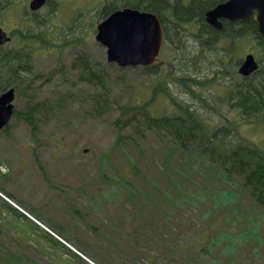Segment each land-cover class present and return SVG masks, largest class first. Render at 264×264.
I'll return each mask as SVG.
<instances>
[{
  "label": "trees",
  "instance_id": "16d2710c",
  "mask_svg": "<svg viewBox=\"0 0 264 264\" xmlns=\"http://www.w3.org/2000/svg\"><path fill=\"white\" fill-rule=\"evenodd\" d=\"M2 1L4 0H0V3ZM15 1L7 0L6 8L10 9ZM223 1L225 0H117L105 7L104 17L115 8L124 6L158 15L166 45L172 53L169 68L158 69L156 64L153 68H141L146 76L150 75L154 80L157 76L161 78L160 81H154L158 84L154 96L158 93L167 94L176 105L173 104L174 112H165L159 116L153 114L148 107L150 100L143 104L141 96L138 95V101L134 98L130 104L119 106L120 116L115 122H123V125L131 123L133 127V135L124 136L119 130L114 146L124 150L132 173L137 175L141 182L132 181L117 171L114 176L103 172V178H108L113 183L111 190L114 195L123 197L126 194L124 200L126 208L130 209V215H139L137 221L132 222V231L140 233L136 235L138 239L135 238L138 241H143L144 238L140 235H147L149 230L153 233L161 232L159 229L164 231L166 222L181 204L195 205L201 217L211 216L217 210L220 212L221 207L224 208L221 211L224 218L228 219L226 211L234 212L241 196H247L250 200L249 208H260L264 212V148L238 130V124L264 117V35L259 33L258 24L252 17L243 21L223 19L221 29L209 25L205 21V12ZM23 26V30L15 29L12 32V35H16L13 43L0 47V94L10 87H15L16 96L23 98V107L16 106L12 121L0 132L4 131L8 135L13 119H18L25 122L32 136H36L46 119L55 116L57 110L64 111L68 106L75 107V102L78 107L87 104L94 117L108 114L113 107L110 103H114L116 99H111L110 96L119 85L121 90L127 88V82L119 75L110 79L105 67L102 68L101 63L89 54L79 55L73 60L71 71H75V74L69 75L63 70L65 66L61 65L45 75L46 78L42 82L50 83L51 78L57 76L59 87L66 92L54 100L49 96L44 99L38 97L42 85L33 87V84L44 74L35 69V51L40 48L49 50L53 46L63 50L66 45L76 43L72 39L63 41L62 44L57 42L53 36L47 34L37 19L33 26L29 27L27 22H24ZM247 43V51L256 56L260 67L251 75L243 76L235 67L241 59L240 56L244 54L243 48ZM206 57H210L214 73H220L226 79V86L229 87L224 95L227 108L231 112H237L241 121L224 116L223 121L213 124L212 115L208 116V121L203 119L197 106L192 107L185 102H178V105L175 103L177 98L168 88L169 81L180 85L185 92L193 95L198 92L199 95L195 98L197 101H205L211 112L216 109L201 91L206 85L216 83V78L212 76L210 79L201 80L193 77V68L201 58L204 60ZM58 63L61 64V61ZM118 69L122 71L125 68ZM195 87L200 90L197 91ZM127 90L132 89L129 86ZM84 91L88 92L87 96ZM70 98H73V101L68 102ZM124 116L128 118L124 119ZM147 131L164 136L166 143L160 154H155V161L160 168L154 174L144 172L141 166L149 157L144 147L146 142L142 143L143 135ZM34 140L36 141L35 138ZM106 154L101 155L102 159L107 158ZM36 159L41 165L38 155ZM0 190L3 191L1 186ZM7 195L15 199L13 194ZM103 195L108 194L104 191ZM109 197L113 198V195ZM2 200L1 208L7 211L8 207L9 214L13 211L15 215L31 223L33 228L41 233V239L61 249L66 256L74 255L82 260L50 231L38 223L34 224V220L9 200ZM261 218H264V215L261 214ZM57 225L61 228L60 224ZM219 228V233L208 238L203 245L195 238L180 237L172 240L174 247L178 245L176 248H182L171 249L172 261L182 260L180 264H220V254H228L231 250V261L227 264H242L236 255L238 247L244 245L249 236L254 237L258 233H253L254 229L229 230L224 226ZM57 231L61 233L60 230ZM148 237L150 236L145 239ZM159 238L169 240L164 236ZM152 239L151 237L148 240ZM181 239H185L182 245L177 243ZM118 242L114 241V244L117 245ZM128 242L136 245L134 239ZM214 251H217L219 256H216ZM28 260L33 264V260ZM100 263L103 264L101 261Z\"/></svg>",
  "mask_w": 264,
  "mask_h": 264
},
{
  "label": "rangeland",
  "instance_id": "374dc122",
  "mask_svg": "<svg viewBox=\"0 0 264 264\" xmlns=\"http://www.w3.org/2000/svg\"><path fill=\"white\" fill-rule=\"evenodd\" d=\"M112 1L117 0H78L76 5H87L85 15L78 17H74L73 9L62 3L65 5L63 9H68L60 11L59 19L55 16L59 7L54 2L51 13L48 11L47 15L44 14L48 7L37 17L42 28L57 42L62 44L63 41L72 39L76 43L66 45L63 50L53 46L54 49L40 48L35 51V69L44 74L33 84V87L42 85L38 93L40 99L49 96L54 100L66 92L59 87L57 76L51 78L50 83L42 81L50 70L61 65L65 66L63 70L69 75L75 74L69 66L79 54H89L93 59L99 60L110 79L119 75L127 82V88L121 90L119 85L113 91L110 98L116 99L114 103H110L113 107L108 114L94 117L87 104L78 107L75 102V107L68 106L64 111L57 110L55 116L46 119L36 136H32L25 122L18 119H13L8 135L4 131L0 132V186L3 188V191L0 190V264H31L28 258L33 260V264H101L100 261L103 264H180L182 260L172 261V240L180 237L195 238L203 245L208 238L219 233L221 226L229 230L254 229L253 233L258 235L249 236L244 245L238 247L236 255L242 264H264V218H261L264 212L260 208H249L250 200L247 196L240 195V203L236 205L234 212L226 211L228 219L224 218V213L221 212L224 208L221 207L220 212L217 210L211 216L201 217L195 205H178L171 219L166 222L164 231L159 229L161 232L153 233L149 230L147 235H140L144 238L143 241L135 239H138L136 235L140 233L132 231V222L137 221L139 215H130V209L126 208L124 200L126 194L123 197L114 195L111 190L113 183L108 178H103V172L114 176L117 171L132 181L141 182L132 173L124 150L114 146L119 130L124 136L133 135L131 123H115L120 116L119 106L130 104L134 98L138 101L137 96L140 95L141 103L144 104L149 99L151 113L159 116L165 112H174V101L164 93L154 96L158 85L154 81H160V77L157 76L155 80L150 75L147 77L141 67H127L121 71L116 64L107 61L106 48L96 40V28L104 17L105 4H111ZM29 2L30 0H16L10 9L0 15V25L10 31L19 29L23 7ZM248 46V43L244 45V54L240 57L249 52ZM202 58L193 68V77L201 80L210 79L212 76L216 78V83L206 85L201 91L218 111L213 109L211 112L205 101H197L195 98L199 95L198 92L194 95L185 92L180 85L169 81L168 88L177 98L175 103L178 105V102H185L192 107L197 106L203 119L208 121V116L212 115L213 124L223 121L224 116L241 121L237 112H231L227 108L224 95L229 87L226 86V79L220 73H214L210 57L204 60ZM170 59L171 50L163 44L157 68H169ZM129 86L132 90L128 91ZM165 86L167 88V83ZM195 89L200 90L197 87ZM87 94L84 91V95ZM70 101L73 98L68 102ZM15 103L17 108L23 107V98L16 97ZM238 130L264 148V117L238 124ZM143 136L142 143L146 142L144 147L149 157L141 166L144 172L154 174L160 168L155 161V154L159 155L166 147L165 137L148 131ZM103 153H107V158L102 159ZM36 155L39 156L42 166ZM3 174L5 175L2 176ZM114 187L119 189L117 185ZM104 191L108 195H103ZM9 193L15 199L9 198ZM109 195H113V198ZM4 197L30 215L35 221L34 224L38 223L64 242L82 260L74 255L66 256L61 249L41 239V233L23 217L15 215L13 211L9 214L8 207L7 211L1 208ZM147 236L150 237L145 239ZM163 236L169 240L159 238ZM151 237L152 241L148 240ZM132 239L136 245L128 242ZM184 240L177 243L182 245ZM114 241L119 242L116 245ZM176 246L175 249H182L181 246L179 249ZM199 248L200 246L197 247ZM214 253L219 256L217 251ZM230 253L220 254V264L231 261Z\"/></svg>",
  "mask_w": 264,
  "mask_h": 264
},
{
  "label": "water",
  "instance_id": "95a60500",
  "mask_svg": "<svg viewBox=\"0 0 264 264\" xmlns=\"http://www.w3.org/2000/svg\"><path fill=\"white\" fill-rule=\"evenodd\" d=\"M46 0H32L30 7L37 10ZM253 17L259 33L264 35V0H227L206 12V21L217 29L222 28V18L231 21ZM96 39L107 48V59L120 66L152 64L157 58L163 30L158 16L133 7L117 9L102 20L97 27ZM11 41V36L0 27V46ZM259 66L253 53H247L240 65L242 75H250ZM14 87L0 94V129L12 118L15 110Z\"/></svg>",
  "mask_w": 264,
  "mask_h": 264
},
{
  "label": "flooded vegetation",
  "instance_id": "af4514ba",
  "mask_svg": "<svg viewBox=\"0 0 264 264\" xmlns=\"http://www.w3.org/2000/svg\"><path fill=\"white\" fill-rule=\"evenodd\" d=\"M5 1V0H4ZM2 1V3H0V15L4 14L5 11H7L9 8H6V2L7 0L4 2ZM55 3H57L58 5V11L56 13V17L57 19L60 18V11H63V10H66L68 9L66 7V9H63V7L65 5H63L62 3H65L66 5H68L69 9H73L75 11V14H74V17H78V16H84L85 15V8H87V5H84V4H81L79 3L78 5H76L75 3L78 2V0H64V1H61V0H47L45 5H43L39 10L37 11H34V10H31L29 8V3L26 4L24 7H23V15L21 17V26L19 27L20 30H23L24 26V22H27L28 23V26L31 27L33 26L34 22L36 21L37 17H39V15L41 14V12L45 9H47L49 7V9L44 12V14H48V11L51 13L52 9H51V6ZM6 9V10H5ZM55 10H53L54 12ZM25 15H27V17H25ZM44 16V15H43ZM200 27V26H199ZM199 27H197V31L199 30ZM11 33V32H10ZM150 68H153V65L150 66ZM71 69H72V66H71Z\"/></svg>",
  "mask_w": 264,
  "mask_h": 264
}]
</instances>
